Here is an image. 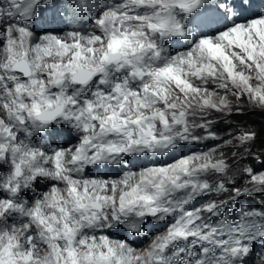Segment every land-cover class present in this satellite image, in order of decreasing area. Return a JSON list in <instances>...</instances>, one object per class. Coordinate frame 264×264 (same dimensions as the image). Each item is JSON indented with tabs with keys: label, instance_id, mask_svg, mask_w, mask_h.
Instances as JSON below:
<instances>
[{
	"label": "snow or ice",
	"instance_id": "6c2138e0",
	"mask_svg": "<svg viewBox=\"0 0 264 264\" xmlns=\"http://www.w3.org/2000/svg\"><path fill=\"white\" fill-rule=\"evenodd\" d=\"M68 6L0 0V264H261L264 0Z\"/></svg>",
	"mask_w": 264,
	"mask_h": 264
},
{
	"label": "rangeland",
	"instance_id": "374dc122",
	"mask_svg": "<svg viewBox=\"0 0 264 264\" xmlns=\"http://www.w3.org/2000/svg\"><path fill=\"white\" fill-rule=\"evenodd\" d=\"M87 2L91 3V4H97L98 0H87ZM58 3H60L62 5L63 4H68V5L70 4L68 6V8H66L67 15L65 18L66 19L65 22H67L69 24V27H79L80 25H84L85 27H88L86 17L91 15V12L89 11V12H85V13H80L78 8H77L79 0H72V1L71 0H58ZM77 12H78L79 16L78 15L76 16L75 13H77ZM244 110H254V109H252L250 106L245 105ZM257 111H259V110H257ZM208 143L211 144L213 142L209 141ZM222 147L226 150L231 149L230 145H224ZM203 148H204V145L196 146L197 151H199ZM226 156L228 158L231 157V151L230 150L226 151ZM256 159H257V157H253L250 159L249 162L255 167H264L261 165L260 160H256ZM92 175L114 178L115 173L111 172V171H105L103 169H100V170L96 171L95 173H92ZM29 195H31V193H29ZM245 200H246L247 204L251 207H259V206L264 205V196H262V195H255L252 197H246ZM158 230L162 231L163 230L162 226H153L150 224L144 228V233L137 235L135 237L130 236L129 240L135 248H137L140 251H143L151 243V240L155 237L156 232ZM120 235H121V233L116 232L113 238H120ZM42 255H43V253H42ZM261 264H264V261H261Z\"/></svg>",
	"mask_w": 264,
	"mask_h": 264
},
{
	"label": "trees",
	"instance_id": "16d2710c",
	"mask_svg": "<svg viewBox=\"0 0 264 264\" xmlns=\"http://www.w3.org/2000/svg\"><path fill=\"white\" fill-rule=\"evenodd\" d=\"M249 126L258 132L256 146L253 151L257 154L264 152V113L257 110H244V114L219 123L216 128L221 136L226 133L224 129L233 131L238 127ZM256 160H259L257 157ZM264 166V165H262Z\"/></svg>",
	"mask_w": 264,
	"mask_h": 264
},
{
	"label": "bare ground",
	"instance_id": "6f19581e",
	"mask_svg": "<svg viewBox=\"0 0 264 264\" xmlns=\"http://www.w3.org/2000/svg\"><path fill=\"white\" fill-rule=\"evenodd\" d=\"M72 1V0H71ZM70 5V4H69ZM64 11H67L66 9H64ZM76 14V16L78 15V12L77 13H75ZM79 16V15H78ZM63 17V19L65 20V18H66V16L65 15H63L62 16ZM69 18V17H68Z\"/></svg>",
	"mask_w": 264,
	"mask_h": 264
}]
</instances>
